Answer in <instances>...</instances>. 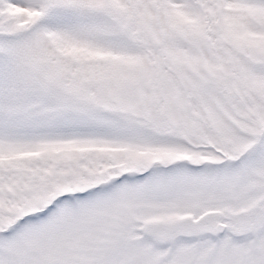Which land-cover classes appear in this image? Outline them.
I'll return each mask as SVG.
<instances>
[{
    "label": "snow or ice",
    "instance_id": "snow-or-ice-1",
    "mask_svg": "<svg viewBox=\"0 0 264 264\" xmlns=\"http://www.w3.org/2000/svg\"><path fill=\"white\" fill-rule=\"evenodd\" d=\"M0 264H264V0H0Z\"/></svg>",
    "mask_w": 264,
    "mask_h": 264
}]
</instances>
